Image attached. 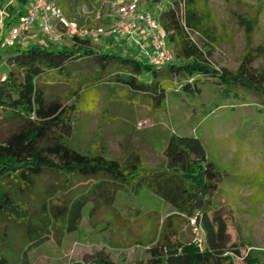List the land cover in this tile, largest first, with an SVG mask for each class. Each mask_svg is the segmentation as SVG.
<instances>
[{
	"label": "trees",
	"instance_id": "trees-1",
	"mask_svg": "<svg viewBox=\"0 0 264 264\" xmlns=\"http://www.w3.org/2000/svg\"><path fill=\"white\" fill-rule=\"evenodd\" d=\"M19 1L16 9L10 6L7 10L12 13L10 24L28 2ZM153 2L155 9L164 2L165 8L153 13L167 42L174 45V60L162 66L136 54L97 50L91 38L80 36L69 38V47L45 43L3 50L16 69L0 75V109L16 113L22 123L0 138V264H30L31 254L50 239L60 243L63 236L78 229L84 216L93 218L101 212H108L112 223L120 227L129 222L141 226L157 217L158 230L146 244L145 264H236L235 257L242 264H264V251L250 249L243 254L231 242V207L216 201L230 173L207 156L199 137L168 135L163 161L154 167L137 152L124 160L83 153L67 141L74 133L79 107L47 102L40 88L38 80L44 73L67 77L72 62L92 58L96 73L111 71L116 82L150 95L163 109L174 77L180 92L190 98L214 78L217 95L233 92L237 97L238 89L243 88L264 106V67L253 66L257 57H264V42L252 45L253 21L241 19L247 45L238 67L229 70L211 62L220 34L209 0ZM258 5L264 6V0ZM138 74L148 75L147 80H137ZM81 86L77 85L73 95ZM40 180L45 187L38 194ZM141 193L159 200L164 213L160 209L142 213L134 207L130 198ZM191 218L203 229V246L182 233L184 227L191 231ZM137 241L143 243L141 238ZM93 263L116 264L103 252L95 255Z\"/></svg>",
	"mask_w": 264,
	"mask_h": 264
},
{
	"label": "rangeland",
	"instance_id": "rangeland-1",
	"mask_svg": "<svg viewBox=\"0 0 264 264\" xmlns=\"http://www.w3.org/2000/svg\"><path fill=\"white\" fill-rule=\"evenodd\" d=\"M55 1L74 18L88 10L104 16L115 3V0ZM138 1L141 11L156 12L158 9H155L153 0ZM258 3L259 0H209L220 34L211 57L214 66L229 70L238 67L247 45L242 18L254 23L252 45L264 42V6L259 7ZM159 6L165 8L164 2ZM71 10L74 14L70 13ZM107 20L104 17L88 25L108 24ZM9 25L2 24L0 38L6 34ZM35 34L41 38L39 28ZM21 43L18 41L16 46ZM91 43L95 49L104 50L100 39L91 40ZM169 46L173 50V43ZM54 47H69V41L63 39ZM131 47L138 58L145 60L134 44ZM115 52L123 54L129 50L120 47ZM0 63L2 73L16 69L8 62L4 51H0ZM253 66L264 67V57H257ZM67 71L70 72L67 77L46 72L38 83L47 102L74 103L79 107L74 133L67 140L70 146L83 153H102L117 160H124L130 153L137 152L145 163L154 167L163 161L168 135L199 137L207 156L230 173L221 184L216 201L228 203L231 207L233 217L228 226L231 242H235L243 254L247 248L264 251V106L260 105L256 95L243 88L238 89L237 97L233 92L225 97L217 95L219 91L214 90L217 79L211 78L202 84L197 95L190 98L180 92L178 78L174 77L173 88L167 92L163 109L150 95L116 82V75L111 71L96 73L92 58L72 62ZM147 78L148 75L144 74L136 76L137 80ZM79 84H82V90L73 95ZM217 103L221 104L217 106ZM21 123L22 118L16 113L10 110L1 112L0 138H6ZM44 187L45 182L40 180L36 192L39 194ZM130 200L142 213L150 209H160L164 213L160 201L145 194H134ZM33 202H37L36 199ZM157 220L153 216L149 223L141 226L129 222L120 227L112 223L108 212H101L93 218L84 216L78 229L63 236L60 243L50 239L38 252L31 254L30 264H94L99 252L108 255L116 264H145L148 259L146 244L157 233ZM182 233L193 240L192 232L186 227ZM138 238L143 243H138ZM236 264L242 263L236 260Z\"/></svg>",
	"mask_w": 264,
	"mask_h": 264
},
{
	"label": "built area",
	"instance_id": "built-area-1",
	"mask_svg": "<svg viewBox=\"0 0 264 264\" xmlns=\"http://www.w3.org/2000/svg\"><path fill=\"white\" fill-rule=\"evenodd\" d=\"M138 3V0H116L114 7L104 16L87 12L85 20L81 22L67 16L55 0H31L30 5L9 25L6 34L0 38V51L15 46L32 27L37 25L46 43L58 44L63 39H69L72 36L88 37L95 41L106 34L128 36L138 52L149 63L162 66L172 62L174 53L155 14L151 11H141ZM104 17L109 20L108 24L88 25ZM139 24L146 31V42L144 43L140 42L134 34ZM190 225L193 242L203 246L204 232L201 225L196 222L195 218L190 219ZM250 249L252 248H247L246 252ZM235 259L239 258L235 257Z\"/></svg>",
	"mask_w": 264,
	"mask_h": 264
},
{
	"label": "crops",
	"instance_id": "crops-1",
	"mask_svg": "<svg viewBox=\"0 0 264 264\" xmlns=\"http://www.w3.org/2000/svg\"><path fill=\"white\" fill-rule=\"evenodd\" d=\"M115 2H116V0H115ZM19 3H20L19 0H0V35H1L2 27H3L2 24L8 23L11 20L12 13L9 15V13L7 12L8 8L10 6H13V10H14L19 6ZM30 3H31V0H28V2L23 5V9H25L27 6H29ZM111 9L108 8V11H110ZM63 12H64V10H63ZM87 12L94 14V12L92 10L91 11L88 10L85 12L84 15H81L80 17H78L76 19L83 22L85 20V15ZM70 13L74 14L73 10H71ZM69 17H71V16H69ZM72 18H74V17H72ZM37 28H38L37 25L32 27L30 29V31L27 33V35L24 38L19 40V41H22V43L19 44V46L26 47L28 45L45 44L46 42L43 40L42 36H40L41 38H39V37H37V34H35V33H37ZM134 34L140 42H143V43L146 42V31L144 28H142V26L140 24L134 30ZM100 41H101V45H102L104 50L112 49L115 51L116 49H119L120 47H122L124 49L127 48L129 50V52H126L125 54H131V55L135 54L133 47H131V44H133V42H131V40L128 36H112V35L106 34V35H103L100 37ZM60 43H58V44H60ZM69 44H70V41H69ZM6 50H8V49H6ZM0 66H1V63H0ZM0 69H1V67H0ZM1 74H2V72H0V75Z\"/></svg>",
	"mask_w": 264,
	"mask_h": 264
}]
</instances>
